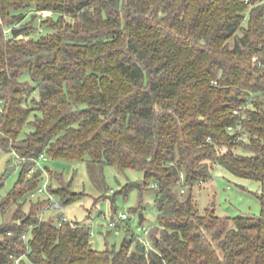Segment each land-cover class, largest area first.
<instances>
[{"label": "trees", "instance_id": "1", "mask_svg": "<svg viewBox=\"0 0 264 264\" xmlns=\"http://www.w3.org/2000/svg\"><path fill=\"white\" fill-rule=\"evenodd\" d=\"M0 152L25 158L0 264H264V0H0ZM41 155L99 186L107 166L142 171L121 192L156 191L152 245L100 251L88 220L47 216ZM215 165L261 183L260 215L199 211ZM49 174L63 205L83 196Z\"/></svg>", "mask_w": 264, "mask_h": 264}, {"label": "rangeland", "instance_id": "2", "mask_svg": "<svg viewBox=\"0 0 264 264\" xmlns=\"http://www.w3.org/2000/svg\"><path fill=\"white\" fill-rule=\"evenodd\" d=\"M40 167L45 169L46 176L50 171L56 177H50L53 188L62 184L71 191L83 196L76 201L63 205L59 196L55 199L63 205L58 211L48 210L47 216L62 213L70 220L85 222L88 220L91 237L90 242L97 250L116 247L119 249L125 239L136 235L142 242H150L149 234L157 225L156 191L152 188L140 191L132 189L127 195L121 192L129 182L144 179V173L136 169L120 171L116 167H105V184L99 186L91 177L86 161L54 159L49 156L40 160ZM21 168L14 153L0 152V197L6 196L17 182ZM59 177V178H58ZM261 183L257 180L240 178L222 166L216 165L212 179L200 184L195 189L198 209L205 213L213 209L221 217L258 216L261 213V202L257 193L261 191ZM140 207L136 212L134 208ZM28 205L26 210L28 211ZM145 220L140 224V214ZM125 214L127 219L118 227L110 226V222L119 215ZM11 213H0V224L5 222Z\"/></svg>", "mask_w": 264, "mask_h": 264}, {"label": "built area", "instance_id": "3", "mask_svg": "<svg viewBox=\"0 0 264 264\" xmlns=\"http://www.w3.org/2000/svg\"><path fill=\"white\" fill-rule=\"evenodd\" d=\"M257 57H254V60H256ZM232 129V128H230ZM16 159H17V162L18 163H21L23 160H25V158L23 157H20L19 155H16ZM43 159L45 160L46 159V155H41L38 159H35V162H36V166L40 167V160ZM216 166V165H215ZM34 169L31 170V172H33ZM48 184H49V177L47 175V180L45 181V183L43 184V186H41L40 188H38L33 194L32 196L35 197L37 195H49V197L51 198V201L49 203V206L48 207H51V208H54V209H60L62 210L64 207L63 205H61L60 203L57 202V200L55 199V196L49 194L48 192ZM185 190L183 189L182 192H184ZM127 219V216L125 214H122V215H119L116 219H113L111 222H110V226L112 227H116L118 225V223L120 222H123ZM63 221H69L68 217L67 216H64L63 217ZM74 225V224H72ZM146 234H149L150 231L146 230L145 231ZM147 245L150 244V242H145Z\"/></svg>", "mask_w": 264, "mask_h": 264}, {"label": "water", "instance_id": "4", "mask_svg": "<svg viewBox=\"0 0 264 264\" xmlns=\"http://www.w3.org/2000/svg\"><path fill=\"white\" fill-rule=\"evenodd\" d=\"M20 29H14L13 30V33H15V32H17V31H19ZM145 220V217H144V215L141 213L140 214V223H143V221ZM140 250L142 251V250H144V246L142 245V246H140ZM153 264H158L156 261H154V263Z\"/></svg>", "mask_w": 264, "mask_h": 264}]
</instances>
